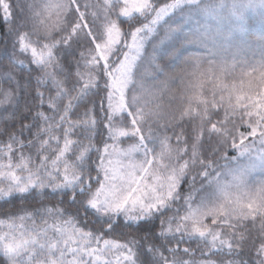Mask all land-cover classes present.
<instances>
[{"label": "snow or ice", "instance_id": "6c2138e0", "mask_svg": "<svg viewBox=\"0 0 264 264\" xmlns=\"http://www.w3.org/2000/svg\"><path fill=\"white\" fill-rule=\"evenodd\" d=\"M244 8L0 0V264H264V60L168 46Z\"/></svg>", "mask_w": 264, "mask_h": 264}, {"label": "rangeland", "instance_id": "374dc122", "mask_svg": "<svg viewBox=\"0 0 264 264\" xmlns=\"http://www.w3.org/2000/svg\"><path fill=\"white\" fill-rule=\"evenodd\" d=\"M237 3L245 5L242 29L235 25L233 18L226 16L220 26L222 31L218 33L215 31L208 32L210 26L207 23V17L200 18L196 14L186 13L181 18L178 15L176 20L180 21L176 26L183 29L185 25H188L185 35L190 34L192 36L191 41L185 42L184 35L181 40V47L189 44L197 45V47L200 46L207 52L203 56H212V50L219 42L227 45L226 41L231 42L232 38L241 37L245 39V43H252V52L256 54L248 56L233 55L228 61H222L218 56V61L229 66L235 64L237 74L242 68L258 66L264 60V45H262V42H264V6L259 3V0H237ZM213 36H215V40L212 39Z\"/></svg>", "mask_w": 264, "mask_h": 264}, {"label": "trees", "instance_id": "16d2710c", "mask_svg": "<svg viewBox=\"0 0 264 264\" xmlns=\"http://www.w3.org/2000/svg\"><path fill=\"white\" fill-rule=\"evenodd\" d=\"M92 2L95 3L96 0H92ZM177 16L173 18L172 21L173 26H176L180 21V20L178 21L176 20ZM186 28H188V25H185L183 27V33L175 40H173L168 46L177 48L179 53L185 56L187 55L203 56V54H206L207 52H205L202 49V47L200 46L197 47V45L189 44L187 46L181 47V40L182 37L186 34ZM244 41H245L244 38L236 37V38H232L231 42L226 41L227 45H224L222 42H219L217 45H215L216 46L215 49L212 50V56H215L217 60H218V56H220V60L228 61L233 55H238V56H248L250 54L255 55L256 53L252 52V48H253L252 43L250 42L245 43ZM262 45H264V42H262Z\"/></svg>", "mask_w": 264, "mask_h": 264}]
</instances>
